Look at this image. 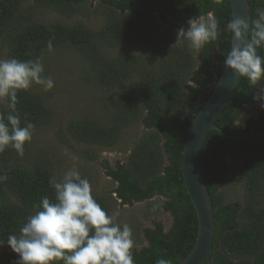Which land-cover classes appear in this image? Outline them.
<instances>
[{
  "label": "trees",
  "instance_id": "1",
  "mask_svg": "<svg viewBox=\"0 0 264 264\" xmlns=\"http://www.w3.org/2000/svg\"><path fill=\"white\" fill-rule=\"evenodd\" d=\"M94 1L103 17L96 30L62 20L37 19L42 11L70 17ZM247 1L249 41L251 22L257 19L256 9L264 8V0ZM208 14L219 23L217 40L201 50L174 45L179 28H187L190 18ZM230 20L228 0H32L29 6H24V0H0V48L6 59H43L50 39L53 50H69L82 58L78 81L97 93L104 112L65 125L70 140L79 144L73 153L80 163L97 161L98 150L112 149L125 130L143 126L123 164L110 167L103 163L106 176L116 184L113 193L120 203L142 202L158 195L165 198L163 211L172 217L166 233L157 221L142 231L147 246L134 247V264H156L159 258L179 264L195 242L197 220L181 179V151L195 114L222 71L230 49L231 33L226 30ZM120 47L138 49L147 59L110 56L109 49ZM258 54L264 57V47ZM258 87L264 88V79L255 87L245 78L239 79L216 120L220 130L210 131L200 152V169L214 213V264H264V110L248 119L243 128L235 124L243 104L260 102L253 99ZM9 111L5 99L0 114ZM16 111L22 126L25 118L35 125L34 132L53 118L45 97L29 90L18 92ZM226 156L237 161L232 177L242 186L240 206L226 204L223 193H218L227 171ZM47 160L33 156L29 143L22 157L10 146L0 152V174L8 176L0 182V239L19 233L41 197H54L49 185L54 166ZM94 198L108 213L104 198ZM0 260L16 264L18 256L9 254Z\"/></svg>",
  "mask_w": 264,
  "mask_h": 264
},
{
  "label": "clouds",
  "instance_id": "2",
  "mask_svg": "<svg viewBox=\"0 0 264 264\" xmlns=\"http://www.w3.org/2000/svg\"><path fill=\"white\" fill-rule=\"evenodd\" d=\"M256 15L257 19L251 22L249 41L243 40L249 31L243 16H234L226 24L235 43L223 61L225 68L238 78H245L252 87L264 79V57L258 54V49L264 47V8H257ZM220 36L215 18L196 16L187 21V28L177 30L174 45L187 44L190 49L201 50ZM47 49L53 50L51 39ZM44 71L41 56L28 60L0 59V99H7L10 109L7 114H0V152L10 146L18 156L24 155L35 125L25 118L22 126L16 111L18 92L28 91L33 85L40 86L44 92L50 91L55 81L43 75ZM253 99L264 101V88L254 92ZM261 107L264 108V103ZM7 179V174H0V182ZM49 185L54 197H41L19 233H9L6 240L0 239V247L6 244L17 254L16 264H134L132 228L127 223H118L114 215L102 208L92 194L90 181L75 164L62 179L50 177ZM156 264H172V261L159 258Z\"/></svg>",
  "mask_w": 264,
  "mask_h": 264
},
{
  "label": "rangeland",
  "instance_id": "3",
  "mask_svg": "<svg viewBox=\"0 0 264 264\" xmlns=\"http://www.w3.org/2000/svg\"><path fill=\"white\" fill-rule=\"evenodd\" d=\"M32 5V0H24V6ZM102 8H99L97 2L84 5L78 9L77 14L70 17H62L56 13L40 12L37 19L41 21L62 20L68 24H82L89 29L96 30L103 24V17L99 14ZM206 19L212 18L211 14L203 16ZM183 27V26H182ZM4 50L0 48V59H6L3 54ZM110 56L134 55L143 62L147 59L138 49L131 47H120L109 49ZM42 62L44 64L45 76H51L55 81L54 87L44 92L38 85H33L30 92L42 94L45 97L46 106L53 114L52 120L46 125L39 128L33 133L30 149L33 156H40L47 161H51L54 166V175L62 179L63 175L70 170L73 165L78 168L81 175L86 177L92 188L93 196L104 198L108 206V214L114 215L118 223H127L133 230V239L135 248L147 246L142 238V231L152 228V221L160 222L163 226V232L169 231L172 225V217L169 213L163 211L162 205L165 198L155 195L149 200L143 202H133L131 204H122L113 193L116 184L106 176L103 163L107 162L113 167L116 162L121 164L126 160L130 147L134 139L141 135L144 130L143 126L136 125L125 130L119 139L117 145L109 150H98V160L92 163H80L77 159H72L74 155L73 148L79 144L70 140L65 131V125L69 120L82 118L83 116L93 117L96 112H104V107L97 98V93L92 92L89 88L84 87L79 81V71L82 66V58L75 52L69 50H53L47 52ZM194 86L193 83H189ZM260 87H258L259 91ZM260 101L254 105L243 104L240 107L238 118L235 122L242 128L245 122L250 118H255L264 108ZM5 105V99H0V106ZM181 115L185 113L183 108ZM60 135V138L58 136ZM61 138L70 140L64 143ZM237 161L226 156L224 164L227 166L225 178L222 180L218 193H223V201L226 204H243V190L241 183L232 177ZM136 237V238H135ZM139 242L137 244V242ZM9 254L16 255L10 248L5 245L0 247V257H7Z\"/></svg>",
  "mask_w": 264,
  "mask_h": 264
},
{
  "label": "water",
  "instance_id": "4",
  "mask_svg": "<svg viewBox=\"0 0 264 264\" xmlns=\"http://www.w3.org/2000/svg\"><path fill=\"white\" fill-rule=\"evenodd\" d=\"M231 19L243 16L250 25L247 0H228ZM249 31L243 40L248 41ZM235 43L231 34L230 49ZM240 78L223 65L220 76L210 96L195 114L185 137L181 151L180 171L185 191L192 203L197 232L195 242L188 255L179 264H214L211 254L214 239V213L211 197L206 188L201 169L200 152L205 139L213 129H218L216 120L233 95ZM241 137V136H240ZM0 264H13L0 260Z\"/></svg>",
  "mask_w": 264,
  "mask_h": 264
}]
</instances>
